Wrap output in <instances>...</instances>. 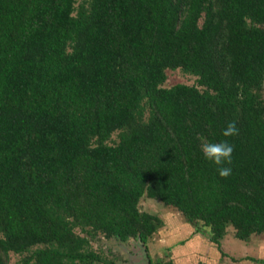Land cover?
Here are the masks:
<instances>
[{
  "label": "trees",
  "instance_id": "16d2710c",
  "mask_svg": "<svg viewBox=\"0 0 264 264\" xmlns=\"http://www.w3.org/2000/svg\"><path fill=\"white\" fill-rule=\"evenodd\" d=\"M225 140L227 179L201 150ZM144 197L264 236V0H0V264H115L100 236L163 264Z\"/></svg>",
  "mask_w": 264,
  "mask_h": 264
},
{
  "label": "rangeland",
  "instance_id": "374dc122",
  "mask_svg": "<svg viewBox=\"0 0 264 264\" xmlns=\"http://www.w3.org/2000/svg\"><path fill=\"white\" fill-rule=\"evenodd\" d=\"M184 82L196 84L195 76L184 73L181 69L168 70L166 86ZM140 207L144 211H149L160 215L166 225L154 235L149 243V252L155 261L163 260V264H238L229 252L235 256L248 254L250 244L253 249L264 242V236H253L250 243L246 244L234 235L233 226L228 227V235L223 240L226 254H222L217 249L207 233L196 232L195 226L186 221L183 215L174 207L167 206L163 202L144 197ZM94 247L101 250L115 264H137L144 263L143 250L138 241L131 239L127 242H120L115 238L100 236L93 241ZM249 246V245H248ZM236 249V250H235ZM19 259V255L11 253V262Z\"/></svg>",
  "mask_w": 264,
  "mask_h": 264
},
{
  "label": "clouds",
  "instance_id": "9594fccd",
  "mask_svg": "<svg viewBox=\"0 0 264 264\" xmlns=\"http://www.w3.org/2000/svg\"><path fill=\"white\" fill-rule=\"evenodd\" d=\"M239 133L236 122H229L223 130L224 137L236 136ZM201 150L208 161H211L217 166V172L221 178L227 179L231 173L232 168V154L234 146L229 144L227 140L218 143H202Z\"/></svg>",
  "mask_w": 264,
  "mask_h": 264
},
{
  "label": "crops",
  "instance_id": "0c3cea01",
  "mask_svg": "<svg viewBox=\"0 0 264 264\" xmlns=\"http://www.w3.org/2000/svg\"><path fill=\"white\" fill-rule=\"evenodd\" d=\"M227 235H228V233L226 234V236ZM224 238L221 240V245L220 246L217 243H215V242H213V243L216 244L217 249L219 251H221L222 254H226L227 255V251H226V249H224V246H223ZM250 241H246V244L250 243ZM248 245H247V247L248 248L250 247V249H249L250 251H247L248 254H242L240 256H235V253L229 252L230 255L234 258V261L236 263H238V264H264V242L260 243L259 246L255 247L257 250L253 249L250 244H248ZM228 256L229 255H227V257Z\"/></svg>",
  "mask_w": 264,
  "mask_h": 264
},
{
  "label": "water",
  "instance_id": "95a60500",
  "mask_svg": "<svg viewBox=\"0 0 264 264\" xmlns=\"http://www.w3.org/2000/svg\"><path fill=\"white\" fill-rule=\"evenodd\" d=\"M138 244L140 245L141 249L143 250L144 254H143V261H144V264H151L150 263V258L148 256V253L146 251V248H145V245L143 244L141 238L139 237V241H138Z\"/></svg>",
  "mask_w": 264,
  "mask_h": 264
}]
</instances>
